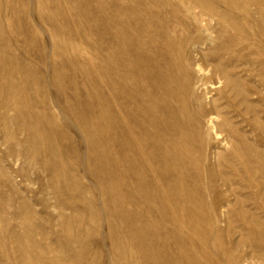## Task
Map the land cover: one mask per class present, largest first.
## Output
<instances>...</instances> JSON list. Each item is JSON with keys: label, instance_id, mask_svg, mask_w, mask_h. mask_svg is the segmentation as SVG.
<instances>
[{"label": "rangeland", "instance_id": "1", "mask_svg": "<svg viewBox=\"0 0 264 264\" xmlns=\"http://www.w3.org/2000/svg\"><path fill=\"white\" fill-rule=\"evenodd\" d=\"M0 264H264V0H0Z\"/></svg>", "mask_w": 264, "mask_h": 264}, {"label": "bare ground", "instance_id": "2", "mask_svg": "<svg viewBox=\"0 0 264 264\" xmlns=\"http://www.w3.org/2000/svg\"><path fill=\"white\" fill-rule=\"evenodd\" d=\"M218 77V76H217ZM217 122V121H216Z\"/></svg>", "mask_w": 264, "mask_h": 264}]
</instances>
